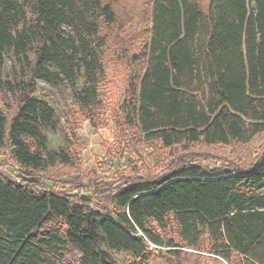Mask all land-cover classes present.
Wrapping results in <instances>:
<instances>
[{"label": "trees", "instance_id": "trees-1", "mask_svg": "<svg viewBox=\"0 0 264 264\" xmlns=\"http://www.w3.org/2000/svg\"><path fill=\"white\" fill-rule=\"evenodd\" d=\"M205 1L152 2L145 70L130 83L131 105L124 102L126 122L147 142L215 146L264 134V0ZM116 21L106 0H0V67L13 53L35 80L68 86L93 111L105 71L102 28ZM21 83L10 86L22 95L10 122L0 109V149L9 143L26 170L70 165L67 152L49 148L47 133L60 125L55 109ZM74 191L37 192L0 176V264H64L73 251L76 264H114L109 251L146 264L152 247L198 250L204 241L216 260L264 264V154L249 171L192 167L113 192ZM97 198L110 207H96ZM171 217L181 245L151 226L166 228Z\"/></svg>", "mask_w": 264, "mask_h": 264}, {"label": "rangeland", "instance_id": "rangeland-1", "mask_svg": "<svg viewBox=\"0 0 264 264\" xmlns=\"http://www.w3.org/2000/svg\"><path fill=\"white\" fill-rule=\"evenodd\" d=\"M22 5L25 0H14ZM113 4L117 21L102 28L105 47L102 51L104 75L99 83L98 105L84 111L74 100L68 86H48L35 80L31 65L5 56L0 67V109L9 122L20 107L21 93L10 91L11 85L27 82L33 96L48 102L60 121L56 134L47 133L50 150L68 153L71 164L57 165L46 171L20 168L9 143L0 149V176L8 181L31 186L35 191L51 190L59 194L78 195L76 188L88 187L98 193L113 192L132 182L160 180L184 168L200 170H251L263 157L264 134L247 143L209 146L203 142L165 148L160 141L147 142L138 127L126 122L129 86L143 75L146 62L142 57L151 39L153 0H106ZM208 6L209 0L202 3ZM29 18H32L29 14ZM71 32L69 29L67 33ZM31 62L35 60L30 55ZM33 65V63H31ZM95 206L110 207L108 199L97 198ZM112 207V206H111ZM164 241L181 245L178 227L172 217L166 228L151 224ZM146 264H227L209 254L204 241L198 250L153 248ZM114 264H139L128 252H112ZM80 260L73 251L64 264ZM234 264H242L236 259Z\"/></svg>", "mask_w": 264, "mask_h": 264}]
</instances>
